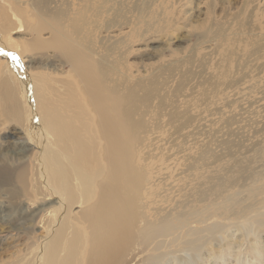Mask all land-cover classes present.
I'll return each mask as SVG.
<instances>
[{
	"label": "bare ground",
	"instance_id": "obj_1",
	"mask_svg": "<svg viewBox=\"0 0 264 264\" xmlns=\"http://www.w3.org/2000/svg\"><path fill=\"white\" fill-rule=\"evenodd\" d=\"M259 2L243 5L257 11ZM190 3L0 0V137L24 138L0 159V264H224L232 248L233 264H264V140L212 175L199 171L209 150L190 153L195 181L182 200L165 210L153 199L174 156L153 172L148 127L163 83L121 59ZM216 4L195 7L213 13ZM213 34L227 39L221 25ZM33 54L47 58L26 64Z\"/></svg>",
	"mask_w": 264,
	"mask_h": 264
},
{
	"label": "rangeland",
	"instance_id": "obj_2",
	"mask_svg": "<svg viewBox=\"0 0 264 264\" xmlns=\"http://www.w3.org/2000/svg\"><path fill=\"white\" fill-rule=\"evenodd\" d=\"M216 2V11L212 13L206 12L203 7H195L198 0H192L191 5H186L183 15L180 14L177 19L170 18V26H162L153 33V41L136 42L134 50L124 54L121 59L122 62L128 61L131 64L136 77L158 74L163 83L159 87L160 95L152 102L148 128L151 134L150 149H156L151 154L155 162L152 165L153 172L165 165L159 164L161 156L174 155L167 161L172 174L168 179L164 174L159 175V190L153 197L156 204L165 205V210L181 201L182 194L187 190L185 188L195 181L194 172L187 167L191 162L190 153H198L207 148L210 157L207 165H200L199 171L212 175L216 170L214 166L217 168L219 163L226 164L229 161L230 164L235 159L246 158L264 140V0H260L261 9L257 11L244 7L246 0ZM216 25L223 27L226 40L212 35V29ZM13 37L29 36L23 32L13 33ZM244 45L245 49H241ZM33 55V62L28 61L26 64L41 65L38 61L47 58L46 54ZM225 68L228 72H225ZM161 94L164 102L162 106H158L157 97ZM173 114L176 117L172 118ZM22 139L24 138L20 133L0 137V159L10 160L15 151L11 143ZM212 220L215 219H208L207 223ZM191 225L205 226L196 223ZM233 229H229L227 233L237 236L238 232ZM259 247L263 248L264 242ZM232 250L225 257L224 264L228 260L229 264L235 263L233 255L238 251L236 248ZM242 255L240 254V258H246L245 254ZM202 257L205 255L199 259L203 260ZM247 259L249 264L254 261L250 257Z\"/></svg>",
	"mask_w": 264,
	"mask_h": 264
}]
</instances>
